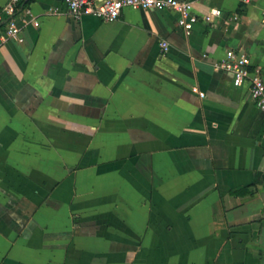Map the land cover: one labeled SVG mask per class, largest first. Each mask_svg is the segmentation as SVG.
<instances>
[{"label":"crops","instance_id":"crops-1","mask_svg":"<svg viewBox=\"0 0 264 264\" xmlns=\"http://www.w3.org/2000/svg\"><path fill=\"white\" fill-rule=\"evenodd\" d=\"M186 1L190 33L165 9L17 11L23 40L0 45V264H264V113L214 66L243 51L264 81V0Z\"/></svg>","mask_w":264,"mask_h":264},{"label":"built area","instance_id":"built-area-1","mask_svg":"<svg viewBox=\"0 0 264 264\" xmlns=\"http://www.w3.org/2000/svg\"><path fill=\"white\" fill-rule=\"evenodd\" d=\"M28 0H8L0 9V45L10 39L22 41L21 27L15 23L14 16L19 9L25 11L23 23L34 22L38 24L31 15L27 6ZM249 1V0H245ZM69 15L79 19L82 15H92L102 21H113L118 18L125 8L171 10L178 14L177 24L190 33L199 17L192 12V4L186 0H64ZM220 9H210L208 13L201 16L204 22H210L214 16L220 15ZM264 16V10L262 11ZM163 53L168 51L167 41H160ZM215 68L230 72L234 86L248 84L252 102L258 110L264 113V81L258 68H250V60L245 52L227 50L224 56L214 64Z\"/></svg>","mask_w":264,"mask_h":264}]
</instances>
